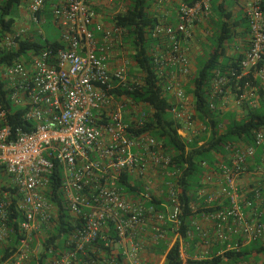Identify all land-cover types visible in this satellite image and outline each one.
<instances>
[{
  "label": "built area",
  "instance_id": "1",
  "mask_svg": "<svg viewBox=\"0 0 264 264\" xmlns=\"http://www.w3.org/2000/svg\"><path fill=\"white\" fill-rule=\"evenodd\" d=\"M91 1L60 0L51 6L62 48L28 52L26 59L0 66V170L16 190L15 208L21 216L16 245L10 255L1 257L0 264H149L151 250L166 239L167 223L173 226L172 232L177 228L179 192L166 182L170 206L166 212L157 210L153 201L159 197L153 183L145 179L149 171L164 174L170 157L148 134L128 132V123L142 126L143 106L110 94L115 88L138 85L136 79H126L125 63L113 72L109 67L113 41L125 31L114 24L107 28L95 23ZM212 1L181 3L175 26L159 22L151 31L157 75L164 80L165 93L180 101L170 115L181 125L178 134L186 140L205 128L195 118L192 105L190 111L184 103L191 65L181 42L192 37L195 26L208 21ZM263 6L264 0H252L245 11L249 47L238 65L237 83L250 75L252 81L264 83V66H260L264 64ZM43 8L44 0L29 1L33 24L40 23L38 13ZM25 33L23 28H13L0 37V56L17 51ZM95 33L102 35V44ZM226 83L225 77L216 76L212 96L223 95ZM250 85L249 81L244 84L237 100V106L245 110L258 106L256 100L245 99ZM223 148L218 172H207L202 179V185L219 179V194L206 200L217 201L219 209L201 216L212 223L213 238L198 223L192 226L203 245L211 240L219 246L217 256L231 264L227 254L264 238V127L253 131L249 143L232 141ZM55 166L61 172L59 191L67 224L65 238L48 245L46 234L54 230L59 215L58 205L46 197ZM135 179L142 182L144 191L131 199L123 188L133 187ZM8 200L4 193L0 251L7 248L12 234ZM173 236L183 241L178 234ZM192 236L188 233L189 239ZM179 253L182 264L199 261L186 256L183 242ZM258 264H264V258Z\"/></svg>",
  "mask_w": 264,
  "mask_h": 264
},
{
  "label": "trees",
  "instance_id": "2",
  "mask_svg": "<svg viewBox=\"0 0 264 264\" xmlns=\"http://www.w3.org/2000/svg\"><path fill=\"white\" fill-rule=\"evenodd\" d=\"M51 1L44 0V7L48 6V9L46 11L43 8L38 13L39 17L43 16L49 20L53 18L50 10ZM122 1L126 7L125 12L114 16L112 24L125 31L120 39L130 44L132 49L131 59L141 73V77L137 80L138 85L115 88L110 91V94L116 97H125L132 103L143 106L144 120L142 126L137 127L134 123L126 122L129 125L128 132L131 135L148 134L162 146L164 153L170 157L169 166L166 167L164 172L170 174L171 178L168 182L179 192L177 199L180 204V214L176 230L172 232L173 226L167 223L165 229L166 239L154 247L151 252L155 258L164 256L163 264H182L179 253V239H176L168 249L170 243L168 233L178 234L185 241L189 240L188 233H190V235L193 234L192 240L195 243L198 242L196 231L192 226L193 221L205 213L219 209L217 201L214 203L206 202L208 196L204 194L206 185H202V179L207 172H218L216 164L219 161V155L225 154L223 147L226 143L240 140L249 143L253 131L264 127V88L260 87L259 81H252L251 75L243 78L238 83L235 81V77L239 75L238 65L244 54L228 56L227 46L232 44L238 37H246L248 34L247 21L245 16H240L237 23L232 22L231 12H227L226 7L215 6L217 0H213L211 7L216 17L210 18L207 24L208 27L205 28L209 29L207 32L211 34L210 38H207L208 51L203 58L197 60V68L195 72H191L186 78V84L183 88L185 95L190 97L195 118L203 124L205 131L191 137L190 140L183 139L178 134L181 125L174 121L170 115L171 109L177 107V105L165 93L164 80L158 77L157 67L152 57L156 41L151 37V31L160 22L159 18L149 11L151 3L155 0ZM192 2L184 1L186 4ZM21 4L22 0H0V37L13 32L15 25L13 13L15 8H18ZM62 47L63 45L59 39L42 38L39 35L37 38L27 37L19 43L17 51L4 52L0 56V66L16 58L26 59L28 52L37 53L45 49L56 50ZM260 66L262 67L264 64L261 63ZM218 75L227 79V83L223 87V95L225 96L226 93L232 94L237 100L243 93L244 84L249 81L251 85L257 88L258 106L249 110L240 107L242 108L241 116H238L234 111L222 109L220 100L223 99V95L219 97L212 96L213 82ZM238 87L241 90H238ZM1 173L2 170H0ZM60 173L58 167L55 166L50 190L46 193L49 201L59 207L58 222L54 230L46 234L48 245L53 243L54 240H63L66 233L67 214L59 191ZM126 179L127 175L125 174L124 180ZM141 183V181H133V187L130 185L125 186L123 188L125 194L129 198L135 199L140 192L144 191ZM4 193H8V201L10 202L9 229L12 234L8 239L7 248L0 251V261L10 255L9 251L16 245L21 220V216L15 208L16 190L9 186H2L0 187V199L4 198ZM153 202L155 208L163 212H166V208L170 206L165 193L162 194L161 199H154ZM217 252H219V246L214 249L211 261H188V263L226 264L217 256ZM260 256H264V238L251 242L237 253L227 254V258L232 262L231 264L249 262L250 260L257 261Z\"/></svg>",
  "mask_w": 264,
  "mask_h": 264
},
{
  "label": "crops",
  "instance_id": "3",
  "mask_svg": "<svg viewBox=\"0 0 264 264\" xmlns=\"http://www.w3.org/2000/svg\"><path fill=\"white\" fill-rule=\"evenodd\" d=\"M60 0H52L51 1V6L55 3H57ZM185 0H155V11L156 14H154L156 17L159 18L160 22L169 24V25H173L175 26L177 24L176 22V15H177V11L179 8V5L181 3H184ZM193 1V0H188ZM252 0H217L215 6L219 5V7L223 6L226 7L227 12H231L232 14V22L237 23L238 18H240V16L244 17L245 16V11L246 9L249 7V5L251 4ZM100 5L99 0H93L90 2L89 4V8L91 11L94 12L95 15V23L101 24V20H103L102 17H100L97 14V7ZM51 6H50V10H51ZM221 11V10H220ZM220 13V12H219ZM215 14L212 12V7H211V15L209 17L210 18H215ZM208 19V21H209ZM208 21L206 23H201L197 26L194 27L193 32H192V37L188 40V41H182L181 42V46L187 51V55L189 57L190 60V65H191V72H195L196 68H197V60L201 59L205 56V52L202 50V47H205L207 49V46H209V43H205V36L203 34V30L205 28L208 27ZM52 26L53 28H55L57 31L58 29L56 28V25L53 21V18H51L50 20L47 19L46 17H41L40 16V23L35 25L33 23H31V27L34 30H38V34H41L42 31L40 30V28L42 26ZM104 27L109 25V24H101ZM15 26L20 27L19 24H17L15 22ZM14 26V29H16L17 27ZM27 30H29V28H27ZM59 37H60V33L58 31ZM96 39L99 41L100 44H102V35L100 33H95ZM29 38V37H28ZM30 38H37V36L35 37H30ZM118 44H120V42L118 43L117 40L113 41V46H112V50L110 52V56H109V67H110V71L113 72L115 71L120 65H121V53L117 50L118 48ZM228 47V56H233L235 54H244L246 52V50L249 47V41H248V34L246 35V37H238L234 40V42L232 44H230ZM227 94L230 95L229 93H226L224 99H227ZM245 99H248V97L246 96ZM218 158V157H217ZM212 172V171H211ZM165 182H168L169 178H166L165 174L163 175ZM163 187V191H161L158 194L159 199L162 198V194L161 193H165L167 186L166 183L162 184ZM204 194H206L208 197L210 196H214V195H218L219 194V179H217L216 177L214 178L213 182H211L210 184H207L205 187V191ZM198 223L200 225V227L202 228V230L207 234L209 239L213 238L214 235V230L212 227V223L209 220H206L202 217H198L196 218L193 223ZM169 235V239H170V243L168 246H171L172 243L175 241L176 236H173L172 233H168ZM198 242H194V240H192V238H190L189 240L185 241H180V244L184 245L185 248V252H186V256L188 258L192 259H197L199 261H211L212 259V253L214 252V249H216L217 245L215 243H213L211 240L209 241V245H203L200 241L199 238ZM264 256H260L257 258V261L254 260H250L251 264H258L261 263V261H263ZM162 259V258H161ZM149 264L150 261H148ZM164 261L162 260L161 264H163Z\"/></svg>",
  "mask_w": 264,
  "mask_h": 264
},
{
  "label": "rangeland",
  "instance_id": "4",
  "mask_svg": "<svg viewBox=\"0 0 264 264\" xmlns=\"http://www.w3.org/2000/svg\"><path fill=\"white\" fill-rule=\"evenodd\" d=\"M30 0H22V4L18 7L15 8L14 13H13V17L15 19V22L17 24L20 25V27H17V29H25L26 33H25V38L27 37H35V36H41L42 38L45 37H49L50 39H59V34L58 31L53 28L52 26L48 25V26H42L40 28V30L42 31L41 34H38V30H34L31 27V19H30V14L28 12V3ZM100 5L97 7V14L103 18V20H101V24H109L105 27L109 28L110 26H112V20L113 17L124 13L125 12V5L124 2L122 0H111V2H107L106 0H99ZM155 2L151 3V8H150V13L152 15L156 14L155 11ZM48 6L44 7V10L47 11ZM27 28H29V30H27ZM15 30V29H14ZM207 30L209 31V29H205L203 30V34L206 37L204 42L207 43V38H210V33L207 32ZM118 43L120 42V44H118V48L117 50L121 53V62L125 63V77L127 80L130 79H136L139 80L141 77V73L139 72V70L136 68V66L134 65V63L132 62L131 59V55H132V49L130 47V44L124 40H121L120 38L117 39ZM202 50L206 53L208 50L205 47H202ZM206 58V57H205ZM187 80V79H186ZM259 85L261 88H264V83L259 82ZM246 96L248 97V99H253L257 101V88L253 85H250V89H248L246 91ZM169 98L171 99V101L178 105L180 103V101H178L177 99H175L173 96L169 95ZM114 99H126L125 97H116L114 96ZM225 101V109L228 111H234L238 116H241L242 114V108L237 106V99L235 98L234 95H227V99H224ZM184 103L186 105V109H189L191 111V100L190 97L188 95H185V100ZM132 113H136L137 110L135 111H131ZM135 114H133L132 116L134 117ZM126 118H128L129 116L126 114L125 115ZM130 118V117H129ZM201 134V133H200ZM201 136V135H200ZM165 174V172H164ZM162 173V171H157V172H153V171H149L147 172V174L145 175V179L150 180L153 184L152 187L154 189L155 195H158L161 191L164 192L162 184L166 183L164 179V175ZM166 178H169L166 174H165ZM0 187L4 186L7 187L9 186V179L8 177L2 172L0 174ZM135 181H138L137 179H135ZM162 259L161 257L155 258L153 255L150 257V263L153 264H161Z\"/></svg>",
  "mask_w": 264,
  "mask_h": 264
}]
</instances>
